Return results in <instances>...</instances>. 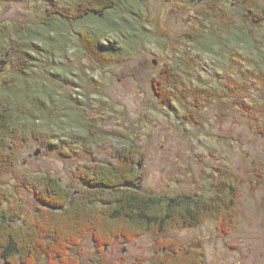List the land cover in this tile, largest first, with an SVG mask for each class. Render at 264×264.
Masks as SVG:
<instances>
[{"label": "rangeland", "instance_id": "obj_1", "mask_svg": "<svg viewBox=\"0 0 264 264\" xmlns=\"http://www.w3.org/2000/svg\"><path fill=\"white\" fill-rule=\"evenodd\" d=\"M82 1L0 0V104L12 118L0 193L28 220L33 179L81 191L84 165L134 145L144 192L211 197L223 180L240 184L231 234L208 221L160 238L202 240L207 264H264V20L249 13L264 0H117L102 16L61 20ZM166 68L176 76L159 96L152 82ZM158 248L151 235L101 247L87 234L71 253L78 264H156Z\"/></svg>", "mask_w": 264, "mask_h": 264}, {"label": "trees", "instance_id": "obj_2", "mask_svg": "<svg viewBox=\"0 0 264 264\" xmlns=\"http://www.w3.org/2000/svg\"><path fill=\"white\" fill-rule=\"evenodd\" d=\"M117 4V0L82 1L76 12L67 10L59 14L61 20L66 21L85 19L102 16ZM249 13L253 21L264 20V13L252 10ZM0 39L5 40L1 35ZM172 70L163 69L159 80L153 79L159 96L163 95L160 87L175 79ZM11 126L8 107L0 104V166L9 161L7 138ZM138 156H142L139 149L130 145L115 153L112 164L84 165L80 171L81 191L50 174L33 179L29 189L34 191L39 207L28 220L21 216L24 212L20 204L13 206L10 195L0 193V259L3 264H36L40 258L47 264H78V257L71 251L87 234L101 247L119 239L132 242L151 235L159 244L156 264H207L202 240L182 245L160 237L171 231L198 228L208 221L216 222L222 236L231 234L241 212L239 181L223 180L211 197L193 192L155 195L141 188Z\"/></svg>", "mask_w": 264, "mask_h": 264}, {"label": "water", "instance_id": "obj_3", "mask_svg": "<svg viewBox=\"0 0 264 264\" xmlns=\"http://www.w3.org/2000/svg\"><path fill=\"white\" fill-rule=\"evenodd\" d=\"M4 64H5V62H1V63H0V66L3 67ZM154 64H156V63L154 62Z\"/></svg>", "mask_w": 264, "mask_h": 264}]
</instances>
